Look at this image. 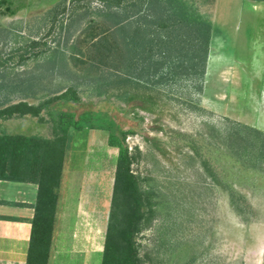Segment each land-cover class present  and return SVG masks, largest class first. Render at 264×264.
Returning <instances> with one entry per match:
<instances>
[{
	"label": "rangeland",
	"instance_id": "374dc122",
	"mask_svg": "<svg viewBox=\"0 0 264 264\" xmlns=\"http://www.w3.org/2000/svg\"><path fill=\"white\" fill-rule=\"evenodd\" d=\"M183 1L212 25L204 88L164 85L148 112L141 97L126 100L152 91L121 82L118 36L108 32L114 21L102 17L100 0H0V109L73 87L82 98L78 113L105 112L136 131L127 142L146 206L139 264H264V162L245 161L237 154L243 143L232 139L248 136L242 125L264 132V8ZM0 132L50 135L31 116L0 121ZM107 139L105 130L76 131L64 167L72 221L97 248L114 190L117 150ZM232 192L245 202L236 204Z\"/></svg>",
	"mask_w": 264,
	"mask_h": 264
},
{
	"label": "trees",
	"instance_id": "16d2710c",
	"mask_svg": "<svg viewBox=\"0 0 264 264\" xmlns=\"http://www.w3.org/2000/svg\"><path fill=\"white\" fill-rule=\"evenodd\" d=\"M100 1L105 9L101 11L102 17L114 21V33L110 28L108 32L118 36V67L124 79L121 82L134 79L152 91L147 97L127 94V101L141 97V107L153 112L154 96H160L164 85L197 83L199 92L203 91L212 37L210 22L191 13L183 0ZM102 39L105 41L107 36L101 38L100 46L106 44ZM79 104L82 98L75 88L69 87L39 104L20 101L0 109V121L31 116L50 129L49 136L0 132V180L38 185L27 264L49 262L66 157L74 133L85 129L107 131L108 146L117 150L112 207L101 264H139L138 232L146 206L127 142L128 136L136 131L123 129L105 112L78 113L75 108ZM242 126L248 132L247 137L238 132L232 134L234 143L239 139L244 145L243 152L237 154L245 161L257 157L264 162V132ZM232 195L236 204L245 202L237 193Z\"/></svg>",
	"mask_w": 264,
	"mask_h": 264
},
{
	"label": "crops",
	"instance_id": "0c3cea01",
	"mask_svg": "<svg viewBox=\"0 0 264 264\" xmlns=\"http://www.w3.org/2000/svg\"><path fill=\"white\" fill-rule=\"evenodd\" d=\"M259 3L263 10L264 2ZM64 174L65 169L48 264H101L103 246L97 248L72 221L78 216L63 195ZM37 196L36 183L0 180V264H27Z\"/></svg>",
	"mask_w": 264,
	"mask_h": 264
}]
</instances>
